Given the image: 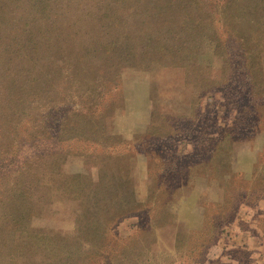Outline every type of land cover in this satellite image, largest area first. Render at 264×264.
I'll list each match as a JSON object with an SVG mask.
<instances>
[{"label":"rangeland","instance_id":"1","mask_svg":"<svg viewBox=\"0 0 264 264\" xmlns=\"http://www.w3.org/2000/svg\"><path fill=\"white\" fill-rule=\"evenodd\" d=\"M188 4L65 0L45 21L24 0L6 18L5 33L25 22L48 31L33 50L18 38L10 66L0 58V77L9 71L22 82L21 90L5 82L6 93L0 84V121L8 122L0 133V225L10 214L33 230L17 264H264V0H205L212 19L193 49ZM162 12L179 23H157ZM156 32L160 45H179L173 60L141 53ZM124 47L133 49L127 62L111 52ZM88 106L96 120L72 118ZM58 107L74 125L56 129ZM80 133L93 142L70 139ZM173 147L194 148L206 163L183 181ZM218 169L226 176L218 182L196 177ZM178 183L186 188L174 192ZM204 210L229 213L216 241L188 257ZM125 213L113 225L94 221Z\"/></svg>","mask_w":264,"mask_h":264},{"label":"trees","instance_id":"2","mask_svg":"<svg viewBox=\"0 0 264 264\" xmlns=\"http://www.w3.org/2000/svg\"><path fill=\"white\" fill-rule=\"evenodd\" d=\"M24 0H0V41L2 40L3 36L6 35V37H8V41H9V45H5L3 48H0V58H6L9 65L12 64L13 60L16 59L17 55H19L20 52V42L22 40H18V38H20L21 36L24 35V37H26L27 39H29V45H30V49L29 50H33V44L32 41H35L38 39V37H43L45 38L48 34V31L46 30H42L41 25L38 24L36 25L37 30L34 32L32 27H31V23L29 22H25L23 23L22 27L18 28V29H10L8 33H5V27L9 26V21L6 20V18H10L11 14H14V11L17 9H20V7L22 6V2ZM29 2V4L31 5V3H33V8L34 10L37 11L38 16L37 19L39 20H49L48 19V13H47V9L51 6V5H63V3L65 2V0H26ZM121 1V0H119ZM172 3H178L181 4L182 0H169ZM215 2V1H212ZM228 2V1H227ZM176 5V4H175ZM23 8V7H21ZM187 10H189V48H194L197 46L198 41L201 38L207 37L206 33H205V29H206V24L208 21H211L212 17H211V13H208L206 8H207V4H205V0H189V4L188 6H186ZM102 8L99 7L98 12H97V18L98 21H101L103 18H106V13H104V11H101ZM180 18V17H179ZM178 17H174V16H169L167 15V13L162 12L161 15L157 18V23H171V28L175 27L177 25V23H179L180 19ZM12 19V17L10 18ZM177 22V23H175ZM174 23V24H173ZM186 23V21H183L182 24ZM211 23V22H210ZM53 25H51L52 27ZM56 27V26H55ZM193 27V28H192ZM55 30H58V28H56ZM174 35V31H168V35H166V37H170ZM163 37V33H155V45L151 46L149 44H144L143 48H141V53L145 54L149 57V55H151V58H159L160 56H162L163 58L166 59H174L175 55L173 54V51H176L179 49V45H176L174 43H172L171 45H160V37ZM212 36V35H211ZM209 36V37H211ZM185 43H188L185 41ZM109 44H111L113 46V42H110ZM109 51V49L107 48V46H104L103 50L105 51ZM115 49V48H113ZM131 47H124L123 51H120L119 49H117L116 51L112 50L111 52L113 54H116V52L119 53V57L123 62H127L128 61V56L131 52ZM191 53V51H189ZM93 53V52H92ZM107 54V53H106ZM155 54V55H154ZM171 57V58H170ZM190 58V57H189ZM111 59V57H110ZM149 60V58H148ZM160 59H155V61H159ZM190 62V61H189ZM150 63V62H149ZM110 68H112L111 66H109ZM108 68V69H110ZM7 75L0 77V84H3V88L4 93H6V91L9 89H7V86L5 85V82L10 81L9 84H7L9 87H12V89H16V90H21L22 89V82L20 81L21 79L19 78V75L16 76V78H12L13 76L12 73H10L9 71L6 73ZM38 78H34L33 77V84L35 83V81H38ZM29 83H32L31 80L28 81ZM2 93V94H4ZM10 94L7 93V97H9ZM84 109V108H83ZM100 111H103L104 108H100ZM50 109H48L46 111L45 116H42V118H46V117H51V111H49ZM53 110V109H52ZM71 110V109H70ZM86 112L84 114H82V111H78L79 114H75L72 113V118H74L75 116H81L80 118H84V119H88L90 122H93L94 120H96L94 118V114L95 111L92 110V106H88L86 107ZM49 111V112H48ZM69 109L67 111L62 110V108H57L55 111V115H54V123L56 124V129H60L63 125H74V123L72 122V119L70 120L68 117L69 115H67ZM71 113V111H70ZM100 114V113H99ZM99 114H97L96 117H99ZM8 123V122H6ZM6 123H2L0 121V133H2V127H8V124ZM7 125V126H6ZM95 127V126H92ZM44 129H47L48 126L43 127ZM17 129V128H16ZM70 139H74V140H79V141H83V142H93V138H89L88 135L82 134L80 133V135H73L70 137ZM232 142H234L232 139L230 140ZM12 145V144H11ZM170 153L172 154L173 159L177 160L178 163L184 161V165H179L178 164V170L174 172V175H179L181 176L182 180L184 181L185 179L188 178V176L190 175V171L193 169H197L198 167H202L204 166L203 164L206 163L207 159H195L196 156L193 155V151L194 148L192 149V152L189 154H178V151L175 150V148H170L169 149ZM213 150H210L209 153H212ZM215 154H211L208 159L211 160L212 158H214ZM4 156V153L1 151L0 152V159ZM162 158V157H161ZM189 159H191L192 161L189 163ZM187 160V161H185ZM181 164V163H180ZM177 168V167H176ZM173 170V171H174ZM205 170V169H204ZM172 170H166L164 173L166 175H169L171 173ZM192 174V173H191ZM194 175V173H193ZM209 175V174H208ZM207 175V173H203V174H198L196 177L202 178L204 180H210V181H220L222 177L226 176L221 173V171L218 169L217 172H215L213 174V176L209 177ZM227 176H229V173H226ZM1 173H0V181H1ZM182 188H186V186L182 183H178L176 184V186L172 187V190L175 191H179ZM167 191V189H165ZM3 192V191H2ZM23 193H21L20 195H22ZM97 194V193H96ZM168 194V193H167ZM14 198V196H9L7 197L5 200H7L10 204H12L11 199ZM223 209V208H222ZM229 212H225L224 210H220L218 213H214L212 215V217H208V213L204 210V219H203V225L202 228L200 230V233L198 236V241H197V246H194L192 248H190L189 243L186 241V247H188L185 251L188 254L187 256L189 257L190 254H193L195 252H199V256L201 257V255L203 254V252L205 251V248L208 247L209 245L213 244L216 239L218 238L219 235V226L224 223L226 216L228 215ZM112 214V213H110ZM128 213L123 214L122 216L120 215H108L107 217L104 218V216L102 217L101 215L94 217V221L97 222H102L100 225H98V227H102L104 224L103 222L106 221V225L110 224H114L116 221H119L118 219H123L125 218L124 216L127 215ZM104 218V221H103ZM20 218L19 217H14L12 216L10 218V214L7 215L3 218L2 220V224L0 225V264H17V260H19L20 258H22L23 253H22V245H21V241L22 238L28 234L29 231H33L31 230L27 225L25 226H21L20 224ZM7 222H10V228H6L5 224ZM105 226V225H104ZM148 226V225H146ZM146 226H138V231H144ZM140 232H136L135 235ZM196 235V234H195ZM191 235H189L190 238ZM21 245V247H20ZM179 248H177L178 250ZM179 251V250H178ZM185 253V254H186ZM150 264H154L153 261L149 259Z\"/></svg>","mask_w":264,"mask_h":264}]
</instances>
